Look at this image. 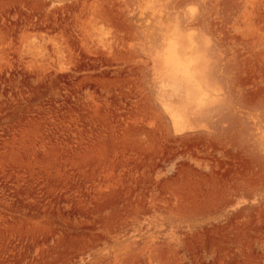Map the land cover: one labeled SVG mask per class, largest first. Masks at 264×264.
<instances>
[{"label":"rangeland","instance_id":"1","mask_svg":"<svg viewBox=\"0 0 264 264\" xmlns=\"http://www.w3.org/2000/svg\"><path fill=\"white\" fill-rule=\"evenodd\" d=\"M158 1L165 30H182L169 0H0V264H264V165L246 141L264 135V0L206 3L222 28L195 33L228 44L220 73L239 104L183 134L129 44ZM193 2L179 12L205 13ZM239 112L260 130L234 125Z\"/></svg>","mask_w":264,"mask_h":264},{"label":"bare ground","instance_id":"2","mask_svg":"<svg viewBox=\"0 0 264 264\" xmlns=\"http://www.w3.org/2000/svg\"><path fill=\"white\" fill-rule=\"evenodd\" d=\"M193 1L203 2V4H205L203 6H207V8H205V13L201 12V14H198L199 12L197 13L194 10V8L196 7H193V6H192L193 8L189 7V9L179 12V9H181L183 5L190 3V2H192L191 4H193L194 3ZM168 2L170 3L169 7H171L174 10L173 15H177L181 13L182 18H183L182 24L183 23L186 24L184 26L185 28L183 27L182 30L179 29L182 26L179 27L178 25L179 21H178L177 29H174L175 30L174 32L173 30H170L172 31L171 32L172 34H169L168 30L166 31L165 29H168L167 27L168 26L170 27L173 24L168 23V20H167V24H168L167 27L163 25L164 16H162L161 8L159 9L157 8L158 6L163 8V6H160L161 2L158 1V5L156 7L154 6L155 9L152 10V12L150 13H146L144 11L139 12L137 25L133 26L131 29L132 31L131 40L132 41H130L129 44H131V42H135L134 44H131L132 46L130 45V48L133 49L132 54H134L132 57L133 58L135 57V61L140 64V66L139 65L138 66L141 67L140 70L142 74L144 75V77L145 78L147 77L152 83V87L150 86L151 87L150 92L152 91L153 94H155V96L153 95L155 97L153 98V100H156V105H157L156 107H158L159 110H162L161 113H163V118L165 119L164 122L169 127V132H172L173 134H183L185 132H188V131L190 132L191 130H195V129L197 131V128L201 126L203 127V125L205 126V124L203 123H202L203 125H200L201 123L198 124V123H195V121H191L189 119V116L193 115V117L196 116L198 117V119L199 118L203 119V117L207 118L208 116H210L212 112H215L216 110L218 111L227 110L232 115V111L235 113V110H236L234 109V105H236V108H237V105L239 104L238 102L239 97L238 95L233 94V91L228 92L227 97H226L225 96L226 92L223 88L222 75L220 72L226 69L224 66V63H225L224 61L226 60L225 56L228 55L229 53V49L226 52V50L223 48L225 46L228 47V44H222L220 42L216 44H212L214 42H210V37L209 36H208L209 38L206 37L208 33L206 35H203L202 33L200 34L195 33L196 28L197 29L199 28V31L201 32H209L208 30H213V28H217V29H219L220 27L222 28L221 21L218 23L213 21V18H212L213 14L211 15L210 14L211 10H208L209 4H206L209 1L208 0H169ZM213 2H215V0ZM235 3L239 7L242 5L240 2H235ZM243 6L244 8H246L248 4L245 3L243 4ZM235 15H236L235 18L238 17V20L235 22V25L237 28L236 30L239 31L238 34L236 35L241 37L247 30L245 28L247 19L242 20L239 14H229L228 16H225V19L223 20L225 21V23L223 24L229 25L231 21L230 19H232V22H233ZM260 15L262 16V14ZM241 16H244V15H241ZM152 17L154 18L156 23L159 24L158 26H155L156 29L154 26H151ZM175 17L178 18V16H175ZM260 18H263V17H260ZM173 20H176V19H173ZM261 20L262 19L258 21H261ZM175 23L176 22H174V24ZM153 24L154 22L152 23V25ZM230 25H233V24L230 23ZM152 27L154 28L153 31L151 30ZM174 27H176V24ZM184 29L187 31H184ZM154 30L156 33H154V35L150 34V32L151 31L154 32ZM255 33H257V31ZM246 39H244L243 37L235 38L234 44L238 46L240 42L242 44H245L246 42L248 43L249 41L248 39H247L248 41L246 42L244 41ZM124 44L123 46H125ZM250 46L251 45H248V48H251ZM256 47L258 50L256 57L258 59L259 64H261L264 67V50H262L264 49V38H262L261 40L257 42ZM240 49L241 48H238V47L237 49L235 48V52H237V55H238V51H241ZM246 51L248 50L246 49ZM235 96L237 97L235 98ZM229 99L230 100L232 99L233 101L231 100L232 102L229 103ZM260 106L264 108V103L262 105L260 104ZM240 113L241 112H239V115L238 114L234 115L233 120H232V122L234 121V125L243 124L247 129L254 128L256 131L260 130V127H259L260 124L249 121L247 116L245 115L241 116L242 113L241 114ZM224 115H225V112H224ZM229 115L230 114H228V116ZM262 116L264 117V115ZM198 119L195 118L196 121ZM200 121L198 120L197 122H200ZM243 125H242V128H243ZM247 137L248 139L246 141L248 142L249 147L252 150L257 151L256 154L259 160L261 161V163L264 165V154L262 155L261 152L258 151L260 148L264 147V135L260 137L256 136L255 138L249 132L247 133ZM239 202L237 203L235 202V204L233 203V206L231 207H233L234 209L236 205H238ZM230 204L232 205L231 202ZM125 232L127 231L125 230ZM164 242H167V241L165 240ZM133 245L139 246V244L137 243H134Z\"/></svg>","mask_w":264,"mask_h":264}]
</instances>
